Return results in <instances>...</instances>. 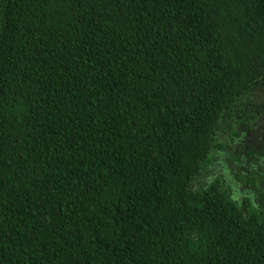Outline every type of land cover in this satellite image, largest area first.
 <instances>
[{"label": "trees", "instance_id": "1", "mask_svg": "<svg viewBox=\"0 0 264 264\" xmlns=\"http://www.w3.org/2000/svg\"><path fill=\"white\" fill-rule=\"evenodd\" d=\"M262 99L264 0H0V264H264Z\"/></svg>", "mask_w": 264, "mask_h": 264}, {"label": "rangeland", "instance_id": "2", "mask_svg": "<svg viewBox=\"0 0 264 264\" xmlns=\"http://www.w3.org/2000/svg\"><path fill=\"white\" fill-rule=\"evenodd\" d=\"M264 103V99H262ZM220 140L225 142L227 150L220 152L215 165L209 169L205 181L212 180V176H221L226 186L232 192V196L238 202L241 201L244 194L248 193L249 187L244 186L238 180L237 174L243 173L247 175L250 171L261 172L264 167V150L260 148L264 144V115L258 122L249 127L248 131H242L241 137L235 138L234 141H229L228 134H221ZM256 152L255 158L260 163L253 162L247 155L248 151ZM259 152V153H257ZM233 154L241 156V160H231Z\"/></svg>", "mask_w": 264, "mask_h": 264}]
</instances>
